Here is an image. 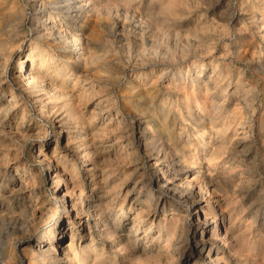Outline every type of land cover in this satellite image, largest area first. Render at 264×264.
Returning a JSON list of instances; mask_svg holds the SVG:
<instances>
[{
    "label": "clouds",
    "instance_id": "1",
    "mask_svg": "<svg viewBox=\"0 0 264 264\" xmlns=\"http://www.w3.org/2000/svg\"><path fill=\"white\" fill-rule=\"evenodd\" d=\"M0 264H264V0H0Z\"/></svg>",
    "mask_w": 264,
    "mask_h": 264
}]
</instances>
